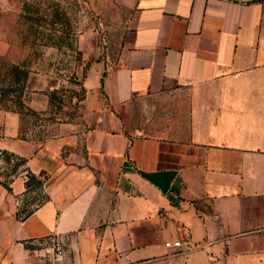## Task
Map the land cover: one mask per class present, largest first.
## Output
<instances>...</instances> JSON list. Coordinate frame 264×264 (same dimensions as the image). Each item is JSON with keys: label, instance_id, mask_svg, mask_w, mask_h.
<instances>
[{"label": "crops", "instance_id": "crops-1", "mask_svg": "<svg viewBox=\"0 0 264 264\" xmlns=\"http://www.w3.org/2000/svg\"><path fill=\"white\" fill-rule=\"evenodd\" d=\"M88 1L78 115L2 142L45 199L0 186V264H264V0Z\"/></svg>", "mask_w": 264, "mask_h": 264}, {"label": "rangeland", "instance_id": "rangeland-1", "mask_svg": "<svg viewBox=\"0 0 264 264\" xmlns=\"http://www.w3.org/2000/svg\"><path fill=\"white\" fill-rule=\"evenodd\" d=\"M104 21L88 0H0V186L9 191L14 178L24 177L30 197L23 200L20 216L40 205L45 193L41 180L26 172L25 160L3 150L2 142L40 144L57 123L78 115L80 83L93 61L80 50V40L93 35L103 52L108 44L102 40L111 31ZM112 32L120 34V29ZM175 93L178 99L186 94ZM212 95L195 94L199 99ZM42 97L48 109L34 111L32 101Z\"/></svg>", "mask_w": 264, "mask_h": 264}, {"label": "built area", "instance_id": "built-area-1", "mask_svg": "<svg viewBox=\"0 0 264 264\" xmlns=\"http://www.w3.org/2000/svg\"><path fill=\"white\" fill-rule=\"evenodd\" d=\"M55 256H57L58 258H60L63 254V250H62V242L57 239L56 237L51 238L49 241ZM164 247L165 248H180L181 247V242L180 241H174V242H165L164 243Z\"/></svg>", "mask_w": 264, "mask_h": 264}]
</instances>
